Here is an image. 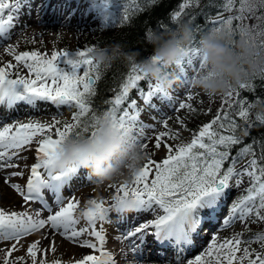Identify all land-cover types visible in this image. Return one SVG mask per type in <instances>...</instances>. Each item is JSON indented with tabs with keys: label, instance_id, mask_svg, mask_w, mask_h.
Masks as SVG:
<instances>
[{
	"label": "snow or ice",
	"instance_id": "snow-or-ice-1",
	"mask_svg": "<svg viewBox=\"0 0 264 264\" xmlns=\"http://www.w3.org/2000/svg\"><path fill=\"white\" fill-rule=\"evenodd\" d=\"M198 2L181 0L178 10L170 13L168 21H158V27L163 31L169 30V24L179 23L186 9ZM111 5L112 0H93L91 4L101 17V27H114L130 19L127 9L117 15L110 10ZM25 8L31 15L32 0H0V38H10L9 33L19 25V17ZM222 11L233 14L224 17L217 13L216 19L205 17V30L209 23L212 30L224 27L234 37L246 36L257 48L264 49V0H238V6L237 0H225ZM249 20L256 23L249 24ZM27 26L25 22L20 27ZM194 31H201V27L195 25ZM151 33V28L146 29L147 37ZM30 42L35 43L34 40ZM190 45L186 56L178 62L180 73L184 76H187L185 65L194 71L200 70L206 59L199 41L193 44L192 40ZM17 47L18 44L9 43L4 48L15 63L8 60L0 65V169L18 168L19 165L11 161L20 158L22 150L33 144L36 147L26 183L21 185L7 178L4 180L6 186L22 197L23 209L6 210L0 206V242H11L0 248L3 253L0 264H117L114 253L106 247L104 225L112 222V214H115L117 223L125 224L129 219L126 216L128 213H155L154 219L140 223L115 239L138 237L144 242L146 230L152 228L154 232L151 234L161 245L168 242L182 252V246L193 245L194 235L198 236L205 224L212 223L214 217L219 218L223 202L231 190L230 182L235 178L238 187L245 175L250 179L246 194L233 201L223 218V226L229 227L239 221L245 223V231H249L247 223L264 222V144L257 148V140L244 143L257 122L264 125V114H257L253 120L251 112L264 103V99L254 95L256 88L264 85H256L254 80H250L226 92L217 114L211 121L203 123L190 141L182 140L179 132L169 128V119H163V127L167 130L155 133L154 147L159 150L163 146L166 156L157 161L146 152V162L132 176L130 183L109 184L114 192L107 200L88 199L83 210L78 212L80 200L75 196L66 197L60 189L70 187V181L87 168L77 166L56 171L53 165L60 143L69 136H94L98 118L110 115L117 128L131 134V143H139L147 149L149 135L145 128H155V125L145 124L141 119L145 109L138 106V99H130V92L138 91L143 105L150 109L157 107L154 98L162 97L172 102L174 97L169 90L153 84L140 70L134 56L129 55L130 68L118 90L104 102L106 109L101 111L93 103L97 82L102 79V65L91 56L98 48L95 43L74 51L54 48L50 54L39 48L17 51ZM22 70H26V74ZM261 79H264V73ZM185 91L187 99L176 101L178 108L174 107L173 111L188 109L196 112L190 102L194 93L187 83ZM244 91L253 94L252 97L244 98ZM40 103L75 110L71 111L70 119L62 120L54 115L50 121L28 119L26 122H5V118L18 111L21 104L33 111H41ZM208 111L211 112V108ZM237 117L245 122L243 129ZM176 120L181 125L185 124L180 117ZM169 140L180 142L172 144ZM236 146L240 147L233 155L232 149ZM245 157L250 159L238 169L237 163ZM9 175L23 177L24 172L12 171ZM88 179L91 180L90 175ZM49 185L56 187L53 202L40 195L41 189ZM32 202H38L41 208L32 211ZM44 211L48 213L46 217L42 215ZM136 219H139L138 215ZM82 220L85 226L78 227ZM97 222H100L99 228ZM44 229L49 231L29 242L24 255H14L24 248L22 241L26 237ZM57 235L76 246L87 248L89 252L67 262L61 258L49 260V253L55 254L58 250ZM42 240H48V245L43 246ZM253 243H259L264 249V231H258L248 239H244L240 231L223 240L214 235L207 248L194 259H188L187 264H264V251L251 247ZM137 248L133 241V251ZM177 264H180L179 256Z\"/></svg>",
	"mask_w": 264,
	"mask_h": 264
},
{
	"label": "rangeland",
	"instance_id": "rangeland-1",
	"mask_svg": "<svg viewBox=\"0 0 264 264\" xmlns=\"http://www.w3.org/2000/svg\"><path fill=\"white\" fill-rule=\"evenodd\" d=\"M93 0H68L67 2H63V4L59 0H40V3L45 5L46 9L44 12L39 13V11H36L33 13V23H27V27L17 30H13L10 33V38L7 40H2L0 43V65L2 63L7 62L8 60H13V58L7 54L4 51V48L7 46V44H18L17 51H24V50H32L34 48H39L41 51H47L49 54L51 51L55 49H61V48H67L69 50H76L77 48H81L83 41L87 39V36L89 33H91L92 30L97 29L101 26V17L99 16V13L97 10L93 9L91 7ZM224 3V2H223ZM74 5V6H71ZM59 10V12H57ZM58 13L60 18L66 19L64 23L61 22H52L53 16L55 13ZM223 13H226L227 16L230 14H233L228 11H223ZM55 17V16H54ZM70 23L67 22V19ZM72 24V25H71ZM69 26V27H68ZM44 28V29H43ZM64 29V30H63ZM43 33V35H41ZM35 41V43H31L30 41ZM43 41V43H41ZM13 63L15 61L13 60ZM197 68H198V61ZM185 69L187 72V76H184L180 73L179 66H173L169 68L170 72H173L181 77V80L173 85V87L169 90L174 100L172 102L167 101L166 99L162 97H156L154 98L153 102L157 105L155 109L145 108L142 102V98L139 97V92L136 90H133L130 92V99L136 98L138 99V106L142 109H145L141 113V119L145 122V124H154L155 128H145L146 133L149 135V140L146 141L149 144V147L145 149L146 152L150 153L152 155V158L160 161L162 158L166 156V149L162 146L159 150H156L154 147V135L156 132L159 131H166L163 127L162 120L163 119H169V128H171L173 131H177L180 133V137L185 142L190 141L192 135L194 132L198 131L199 127L206 122H209L213 119V117L217 114V110L221 107L222 98L224 94H215L213 96H208L206 93H204L200 89H194L191 85L192 78L197 74L199 70L194 71L191 67L185 65ZM26 74V70H22ZM149 80L154 84L155 82L149 77ZM189 87V90L194 93L193 100L190 101L193 104V107L198 109L199 116L198 119H196L197 127L186 129L185 125H190L193 118L188 116V110H179V111H173V108H178V104L176 101L178 100H186L187 99V92L185 91V87ZM192 88V89H191ZM226 107V106H225ZM39 108L41 111H38L37 114L41 115L40 120H47L50 121L52 117L55 115L58 119H70L71 118V111H74L75 109L69 110L68 108H57L56 106L51 105L50 103H40ZM211 108V112L208 111V109ZM29 109L28 106H24L23 110ZM33 111V110H32ZM32 111L31 113L27 114H34ZM62 113V115L60 114ZM36 114V115H37ZM24 116L26 114H15L13 117H6L5 122L11 123L14 120H20L26 122L28 119H25ZM38 116V115H37ZM180 117L184 120L185 124L181 125L177 123L176 118ZM12 119V120H11ZM30 119V118H29ZM169 143L175 144L179 143L180 141L177 140H169ZM35 147L36 145L33 144L30 146V148L22 150L20 153V158L14 159L11 161L13 164H18V168H8V169H0V178L3 179V182L5 178H7L10 182L19 183L21 185H24L26 183L27 176L30 172V166L32 163H34L35 159ZM235 155V154H234ZM247 159H250V157H245L243 159H240L237 163L236 167L241 165V167L244 165ZM228 162H226L227 166ZM12 171H23L24 176L23 177H11L9 175ZM91 176V180L88 179V176ZM242 183L237 187L235 185V179L230 182L235 189H231L227 195V198L225 201H227L225 204H229L225 209V214H228V211L231 207L230 199L234 197V201L242 194H246V189L249 187L250 179L245 175L241 178ZM243 179L245 182L243 183ZM246 183V185H245ZM4 184V183H3ZM109 184L111 183H105L103 185L97 184L95 181V178L92 176L91 172L87 169L82 174H78L75 176L72 181H70V187L68 190L63 191L62 193L66 196H75L77 199L80 200V208L78 209V212L80 209H83L88 199L93 198H103L108 199L111 194L114 192V189L109 188ZM6 186V185H5ZM239 189V190H238ZM6 190L8 193H10V199L7 201L6 206L1 205L6 210H22L23 209V201L22 197L18 193L15 192V190L11 189L10 186H6ZM45 189H41V196L44 199H48V195L44 192ZM238 196V197H237ZM0 204H3L2 201H0ZM30 208L32 211L39 210L41 208V205L38 202H32L30 204ZM224 211V210H223ZM43 216H47L48 213L46 211L43 212ZM130 215L127 217L129 218ZM141 217V215H140ZM252 219H255L254 217ZM146 220H141V222H146ZM223 222V219H221ZM115 223H106L104 225L106 230V237H107V229L109 226H113ZM85 226V221H81V224L78 225V227ZM100 222H97V227L99 228ZM233 234L237 231L243 232V238L248 239L250 236H252L254 233L258 231H264V222H256V223H247L249 231H245V223H241L237 221L233 224ZM133 228H130L129 230H132ZM236 229V230H235ZM125 233L127 231L124 230ZM41 232L34 233L28 237H26L22 243L24 244V248L14 253L15 256H20L25 254V250L27 247V244L41 236ZM124 233V234H125ZM123 234V235H124ZM232 234V235H233ZM56 241H58V250L57 253L51 254L49 253L48 259L53 258H61L63 261L67 262L70 259H73L75 255L74 248L76 245H74L71 241H68L59 235L55 237ZM207 239V238H206ZM11 242H0V248H4L6 245H9ZM49 243L48 240L42 241L43 246H47ZM118 242L115 241V239H107L106 247L108 250L112 251L114 253V256L116 260L121 262V264H130L131 262L128 260L120 261L116 257L117 253L115 251V248L117 246ZM251 247L256 248L257 251H264V249L260 248L259 243H253ZM197 251H194L192 253V257H195L198 255L196 253ZM3 253L0 252V257H2ZM189 257V256H188ZM138 262H145L146 260L152 261L150 257H143L139 258ZM191 259V258H189ZM146 261V262H148ZM118 264V263H117Z\"/></svg>",
	"mask_w": 264,
	"mask_h": 264
},
{
	"label": "clouds",
	"instance_id": "clouds-1",
	"mask_svg": "<svg viewBox=\"0 0 264 264\" xmlns=\"http://www.w3.org/2000/svg\"><path fill=\"white\" fill-rule=\"evenodd\" d=\"M192 40L193 29L187 22H179L165 32L152 31L147 41L152 45L153 54L137 63L140 70L161 88L170 90L181 77L170 72L169 68L178 66ZM199 42L206 59L204 67L192 78L191 85L210 97L225 94L254 75L264 73V49L257 48L246 36L236 39L222 27L205 32ZM122 49V44L115 43L110 51L98 47L91 56L98 64L107 66L117 56L128 55ZM260 110L264 112V105ZM95 133L94 136L66 137L56 150L54 169L60 171L83 166L91 172L97 184L130 183L147 160L145 149L139 143H131V134L117 128L110 115L98 118Z\"/></svg>",
	"mask_w": 264,
	"mask_h": 264
},
{
	"label": "trees",
	"instance_id": "trees-1",
	"mask_svg": "<svg viewBox=\"0 0 264 264\" xmlns=\"http://www.w3.org/2000/svg\"><path fill=\"white\" fill-rule=\"evenodd\" d=\"M181 0H112L110 10L121 15L125 9L128 10L129 21L124 24H117L112 27H99L89 33L87 39L83 41L82 47L92 46L94 43L99 48H105L110 51L111 46L115 43L123 45L122 52L128 55H134V60L138 63L140 60L149 57L153 54V48L147 41L146 29L151 28L152 31L165 32L158 27V21L164 23L170 19V13L178 10V5ZM225 0H199L197 5H193L186 9L185 13L179 22H187L193 29V44L199 41L200 36L209 31L212 25L209 23L207 29H204L206 24L205 17L216 19L217 13L227 17L226 13L222 11V5ZM238 6V0H237ZM230 15V14H229ZM249 24H255V20L247 21ZM199 25L201 31H194V26ZM176 24H169V29L175 28ZM236 39L239 36H235ZM192 46V45H189ZM128 55H119L112 60L107 66H102V79L97 82V95L93 98L94 105L99 110H105V101L111 99L114 91L118 90L119 84L123 82L127 74V69L130 68V62L127 60ZM261 74L254 75L250 80H254L256 85H264V79H261ZM149 78V77H148ZM248 80V81H250ZM253 94L244 91V98H251ZM255 97L264 99V87H257L254 93ZM264 105L261 103L251 110L252 119H255L257 114H264L260 108ZM227 107V106H226ZM196 109V108H195ZM188 110V109H187ZM190 112L188 116L193 118L190 125H186V129L197 127L196 119H198L199 112ZM237 121L245 126L244 121ZM257 140V148L260 144H264V125L258 122L250 129V134L244 140V143ZM240 146L232 149L234 155Z\"/></svg>",
	"mask_w": 264,
	"mask_h": 264
},
{
	"label": "bare ground",
	"instance_id": "bare-ground-1",
	"mask_svg": "<svg viewBox=\"0 0 264 264\" xmlns=\"http://www.w3.org/2000/svg\"><path fill=\"white\" fill-rule=\"evenodd\" d=\"M50 1L54 2V0H50ZM67 1L68 0H59V3L61 2L63 4V2H67ZM71 6H74V5H71ZM45 7H46L45 5L40 3V0H32L31 15L28 14L29 10L27 8L23 9L22 14L19 17V25L17 27L13 28L10 31V33L15 29L20 31V29H21L20 26L23 25L25 22L32 24L33 23V20H32L33 19V17H32L33 13L36 11H39V13H41V12L43 13L44 10L46 9ZM57 12H59V10ZM57 12L54 14L55 17L53 16L52 22L64 23V21L66 19L64 20V19H62V17L60 18L58 16L60 14H58ZM68 21L69 20L67 19V22ZM10 33H9V35H10ZM2 40L3 39L0 38V43ZM24 106L25 105L21 104L19 106L18 111L12 112L10 116L13 117V115L19 113L20 115L26 114V116H24L25 119H29V118L30 119H37V118L41 117V115L37 114L38 111H32V109H30V108L27 110H23ZM30 111H32L34 114H30V115L27 114V113H31ZM10 116H8V117H10ZM237 168L238 169L241 168V165L237 166ZM244 182H245V180L243 179V183ZM3 183H4L3 179L0 178V201L3 202V204H0V206L1 205L6 206L7 201L10 199V193L7 192L6 186ZM245 185H246V183H245ZM233 188L235 189L236 187H234L231 184V189H233ZM235 196H236V194H235ZM235 196H233V198H231L229 200L231 204L233 203ZM226 202L227 201L224 200V202H223L224 207H223L222 211L219 213V218L214 217L212 223L205 224L204 228H203L204 230L199 231L198 242L194 246L190 247V249H191L190 251L188 250L189 248L186 250L184 249V251L181 252L179 249L176 250V249L168 247V248H161L159 250H149L146 253H137V251H133V241L137 242L139 240L138 237H133V238H130L129 240H117V239H115V237H117V236H122L125 233L124 230H126V229L129 230V228L139 226L140 217H139V219H135L137 215H143V217H141V220L154 219L155 213H152V212L136 214V216H133V214H134L133 213L132 216H129L128 222L125 224H120V223L115 222L116 221L115 214H112L111 219L115 223L114 224L115 227H113V226L108 227L107 239H109V238L113 239V240L115 239V241L118 242V244L115 248V251L117 253L116 257L118 259H120V261L128 260L131 262L130 264H177V256H179L180 257V264H187V260L189 258L194 259V257H192L193 256L192 253L194 251H197L196 253L199 254L201 251H204L207 248V245L211 242L212 237L214 235L217 236L219 240H223L224 238L232 236L234 226L232 225L229 227H225V226H223V222H220V221H222L221 219H223L227 216L225 214V211H226L225 208L229 204H225ZM43 214L44 213H42V215ZM128 214H131V213H128ZM128 214H126V216ZM48 231H49L48 229L42 230L41 235H42V233H46ZM146 233L147 234L145 235V241H146V237H148L150 234V229L146 230ZM42 241H44V240H42ZM141 244H145V242H141ZM145 246H147V244H145ZM74 250H75V255H76L74 258H80L82 256V254L89 252V250L87 248H83V247H79V246H76L74 248ZM143 257H150L153 259H151L152 261L146 260L148 262H146V261L145 262H142V261L138 262V260H140L139 258H143ZM117 263L121 264V262H119L118 260H117Z\"/></svg>",
	"mask_w": 264,
	"mask_h": 264
}]
</instances>
